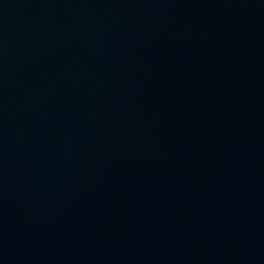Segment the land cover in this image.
Here are the masks:
<instances>
[{
    "label": "water",
    "instance_id": "water-1",
    "mask_svg": "<svg viewBox=\"0 0 264 264\" xmlns=\"http://www.w3.org/2000/svg\"><path fill=\"white\" fill-rule=\"evenodd\" d=\"M0 264H264V0H0Z\"/></svg>",
    "mask_w": 264,
    "mask_h": 264
}]
</instances>
